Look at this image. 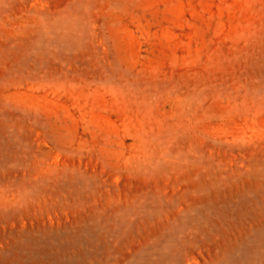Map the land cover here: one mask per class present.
<instances>
[{
	"label": "rangeland",
	"instance_id": "374dc122",
	"mask_svg": "<svg viewBox=\"0 0 264 264\" xmlns=\"http://www.w3.org/2000/svg\"><path fill=\"white\" fill-rule=\"evenodd\" d=\"M0 264H264V0H0Z\"/></svg>",
	"mask_w": 264,
	"mask_h": 264
}]
</instances>
